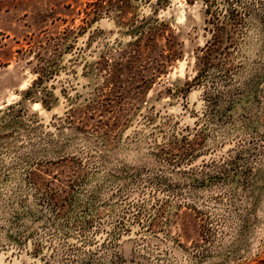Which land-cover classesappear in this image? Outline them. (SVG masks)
<instances>
[{
  "label": "rangeland",
  "instance_id": "rangeland-1",
  "mask_svg": "<svg viewBox=\"0 0 264 264\" xmlns=\"http://www.w3.org/2000/svg\"><path fill=\"white\" fill-rule=\"evenodd\" d=\"M154 9L158 61L130 34ZM263 20L264 0H0V264L264 262Z\"/></svg>",
  "mask_w": 264,
  "mask_h": 264
},
{
  "label": "trees",
  "instance_id": "trees-1",
  "mask_svg": "<svg viewBox=\"0 0 264 264\" xmlns=\"http://www.w3.org/2000/svg\"><path fill=\"white\" fill-rule=\"evenodd\" d=\"M166 1L168 0H155L156 4H159V5H161L163 2H166ZM104 11H110V3H108L107 7L105 5L104 6L98 5L96 7V12H95L96 14H94L95 16H92V19L96 20L97 19L96 17H99V15H102ZM160 21L161 20L156 15V10L154 9L149 14L143 16L140 19V24L135 29H132L130 31V34H132L135 37V42L133 43L138 45L140 42V52L142 50L143 43L144 44L146 43L148 47L151 49L150 51L152 53V56L150 59L155 60V61L159 60V57H158L159 55L160 57L163 56V52L161 53L159 52V54H157V52L153 51L155 49V44L161 45L159 43V39L157 38L158 33L161 32ZM221 25H224V24H221ZM261 33L264 37V20H263V24L261 27ZM149 57L150 56H147L146 59ZM201 63H202V68L207 67L208 65L211 64L210 58L209 57L204 58V59L201 58ZM26 93L30 94L32 93V90L30 88H27ZM258 264H264V262L261 261Z\"/></svg>",
  "mask_w": 264,
  "mask_h": 264
}]
</instances>
